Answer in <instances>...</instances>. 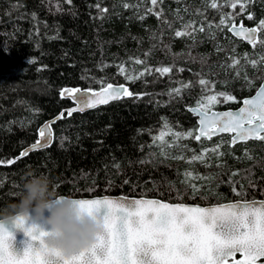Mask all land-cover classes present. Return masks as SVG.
I'll use <instances>...</instances> for the list:
<instances>
[{"label": "trees", "instance_id": "16d2710c", "mask_svg": "<svg viewBox=\"0 0 264 264\" xmlns=\"http://www.w3.org/2000/svg\"><path fill=\"white\" fill-rule=\"evenodd\" d=\"M231 2L217 0L214 9L210 0H158L156 6L150 0H0V159L18 157L43 124L73 107L61 99L63 88L99 90L110 83L142 97L126 96L70 117L65 112L52 126L50 147L0 166V210L19 202L30 173L46 176L56 196L72 198L123 195L200 205L264 200V141L230 146L229 135L196 141L166 134L173 145L167 147L155 139L168 130L195 134L198 124L189 109L213 94L211 84L216 93L237 98L233 103L220 97L212 109L222 111L239 108L264 81V44L253 47L227 27H216L226 14L229 26L234 20L257 27L264 0H251L243 12ZM189 24L195 27L191 36L175 35L191 31ZM233 58L240 63L230 67ZM162 67L172 71H155ZM217 145L222 155L208 151L205 160L187 162ZM178 156L185 159L173 158ZM186 172L198 177L190 181L198 191L185 183Z\"/></svg>", "mask_w": 264, "mask_h": 264}, {"label": "snow or ice", "instance_id": "6c2138e0", "mask_svg": "<svg viewBox=\"0 0 264 264\" xmlns=\"http://www.w3.org/2000/svg\"><path fill=\"white\" fill-rule=\"evenodd\" d=\"M71 3V0H67ZM162 2V0H161ZM251 0H232L229 6L234 10L237 5L241 12L246 11L247 3ZM152 6H156L158 0H150ZM210 6L217 8V0H210ZM100 12L106 13L107 8H100ZM124 7H129L125 4ZM151 12L152 9H149ZM160 18L161 12H154ZM143 19V17H140ZM247 19H253L249 14ZM167 22V21H164ZM227 27L230 32L248 41L253 47L257 42L264 44L256 35L264 31V19L259 21L256 28L247 29L241 22L237 28L233 22L229 26L227 14L221 18L217 28ZM212 27V25H209ZM186 30H178L175 35L191 36L195 27L192 24L186 26ZM204 26L199 28L203 32ZM246 58V56H245ZM264 60V57L261 58ZM143 63L141 60L135 61ZM240 63L233 58L230 67ZM253 67L257 61H249ZM146 71H151L146 69ZM155 71L161 75L172 71L171 67L157 68ZM120 73L124 74L123 66ZM143 75V73H140ZM240 75L239 72L236 73ZM139 76H126V79H138ZM246 83L253 82L245 74ZM209 81L199 80L201 85H209ZM191 85H184L190 87ZM215 85L211 84L208 90L213 94L204 97L195 108L189 111L196 113L199 119V127L187 133H175L168 130L162 132L155 139L161 145L172 147L165 140V135H172L176 140L201 138L212 139L214 135L232 133L230 146L237 142H247L250 139L264 141V81L261 82L256 95L242 100V107L238 111L215 112L211 109L221 102L236 103L237 98L227 93H216ZM173 92L179 94L180 89ZM142 98L140 94L129 91L123 85H105L100 91H81V89L63 88L60 90L61 99H69L75 102V106L62 110L51 122L38 129V139L29 147L22 150L18 157L12 159H0V166H10L29 156L43 147L50 146L53 139L52 125L57 120L64 119L65 112L70 117L73 112H82L88 108H94L101 104H107L112 100H120L124 97ZM220 145L213 149H206L199 155H194L187 162L203 161L207 152L212 151L217 156ZM247 155V152L245 153ZM185 159L183 156L173 157ZM249 158H251L249 156ZM118 167V165H117ZM238 173H233L237 175ZM188 186L194 192L198 191L191 180L198 177L191 172H186ZM16 187V185H14ZM236 195H242L235 187ZM15 195V193H13ZM64 196H60L62 202ZM79 206L82 214L91 215L102 220L104 232L97 237V243L91 248L66 258L59 250H47L45 237L48 232L43 229H29L25 227L24 218L15 222L0 224V264H257L264 258V201L234 202L214 207L187 206L184 204H171L157 199H129L120 197L109 198H73ZM20 230L28 238L21 250H14L13 233ZM241 254V259L236 260V254Z\"/></svg>", "mask_w": 264, "mask_h": 264}, {"label": "clouds", "instance_id": "9594fccd", "mask_svg": "<svg viewBox=\"0 0 264 264\" xmlns=\"http://www.w3.org/2000/svg\"><path fill=\"white\" fill-rule=\"evenodd\" d=\"M56 196L44 175L29 174L19 202L0 210V224L24 218L25 227L43 229L47 250H59L66 258L91 248L104 232L102 220L82 214L73 198Z\"/></svg>", "mask_w": 264, "mask_h": 264}, {"label": "water", "instance_id": "95a60500", "mask_svg": "<svg viewBox=\"0 0 264 264\" xmlns=\"http://www.w3.org/2000/svg\"><path fill=\"white\" fill-rule=\"evenodd\" d=\"M239 27V25H237V28ZM245 28H247V29H252V28H249V27H247V26H245ZM232 33V32H231ZM233 34V33H232ZM234 35V34H233ZM257 36H258V39H259V32L256 34ZM235 37H237L238 39H242V40H244L245 42H247L248 43V41L246 40V39H244V38H242V37H238V36H236V35H234ZM250 44V43H249ZM113 86H120V85H113ZM124 87H126L127 89H128V87L126 86V85H123ZM70 89H72V88H70ZM76 89V88H75ZM80 89V88H79ZM85 90H89V89H81V91H85ZM101 89H99V90H91V91H93V92H96V91H100ZM129 90V89H128ZM258 91V90H257ZM256 91V92H257ZM256 95V93L254 94V95H252L251 97H254ZM251 97H248V98H251ZM116 101H119V100H112V101H110L109 103H107V104H101V105H99V106H97V107H94V108H88V109H86L85 111H82V112H80V113H85V112H88V111H91V110H94V109H96V108H99V107H102V106H105V105H108V104H110V103H112V102H116ZM72 103H73V107L75 106V102L74 101H71ZM243 105L241 104V106L240 107H242ZM239 107V108H240ZM193 108H195V107H193ZM239 108H237V109H228V110H222V111H218V110H213V111H215V112H220V113H223V112H227V111H232V112H236V111H238L239 110ZM73 113H75V112H73ZM192 114H194V116L197 118V124H198V127H199V119H200V117L196 114V113H194V112H191ZM53 120V119H52ZM52 120H50V121H48V122H51ZM58 121V120H57ZM56 121V122H57ZM48 122H46V123H48ZM45 123V124H46ZM45 124H43L41 127H43ZM53 126V125H52ZM40 127V128H41ZM52 132H53V128H52ZM222 135H231V137H232V133H221V134H219V135H214L212 138H214V137H218V136H222ZM201 139H206V138H201ZM53 141H54V132H53V139H52V141H51V143H50V146L52 145V143H53ZM249 141H259V140H255V139H250V140H248L247 142H249ZM247 142H237L235 145H237V144H240V143H247ZM50 146H48V147H50ZM30 147V146H29ZM28 147V148H29ZM48 147H43V148H41V149H39V150H43V149H46V148H48ZM39 150H37V151H39ZM31 153V152H30ZM105 196H107V197H109V198H114V199H117V198H120V197H127V198H129V199H139V198H144V199H157V200H160V201H163V202H167V201H164V200H162V199H159V198H147V197H128V196H123V195H119V196H111V195H104V196H96V197H81V198H103V197H105ZM60 197V196H59ZM64 197H66V196H64ZM68 198H72V197H68ZM251 201H257V202H259V201H264V200H260V199H258V200H251ZM251 201H248V202H251ZM234 202H243V201H231V202H224V203H218V204H213V205H207V206H205V205H200V204H193V203H171V204H184V205H187V206H200V207H214V206H219V205H224V204H228V203H234ZM167 203H170V202H167ZM13 235L15 236V241H14V243H13V248H14V250H21L22 248H23V246H24V242L28 239L25 235H24V233L22 232V231H20V230H16L14 233H13ZM236 255H239L240 257L238 258V259H236V257H235V259L236 260H239V259H241L242 257H241V254H239V253H237ZM230 264H231V262H230ZM257 264H264V258H261L258 262H257Z\"/></svg>", "mask_w": 264, "mask_h": 264}, {"label": "flooded vegetation", "instance_id": "af4514ba", "mask_svg": "<svg viewBox=\"0 0 264 264\" xmlns=\"http://www.w3.org/2000/svg\"><path fill=\"white\" fill-rule=\"evenodd\" d=\"M194 116V115H193ZM195 120H196V123H197V118L194 116ZM207 206V205H205ZM240 256L239 255H236V259H238Z\"/></svg>", "mask_w": 264, "mask_h": 264}, {"label": "bare ground", "instance_id": "6f19581e", "mask_svg": "<svg viewBox=\"0 0 264 264\" xmlns=\"http://www.w3.org/2000/svg\"><path fill=\"white\" fill-rule=\"evenodd\" d=\"M249 27V26H247ZM249 28H256V27H249ZM232 34V33H231ZM233 35V34H232ZM234 36V35H233ZM259 36H260V32H259ZM235 37V36H234ZM237 38V37H236ZM242 40V39H241ZM244 41V40H243ZM247 43V42H246ZM129 89V88H128ZM191 112V111H190ZM57 123V122H56Z\"/></svg>", "mask_w": 264, "mask_h": 264}, {"label": "rangeland", "instance_id": "374dc122", "mask_svg": "<svg viewBox=\"0 0 264 264\" xmlns=\"http://www.w3.org/2000/svg\"><path fill=\"white\" fill-rule=\"evenodd\" d=\"M211 110H213V109H211Z\"/></svg>", "mask_w": 264, "mask_h": 264}]
</instances>
